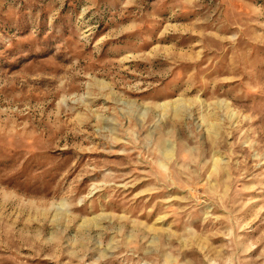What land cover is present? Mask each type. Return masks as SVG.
Instances as JSON below:
<instances>
[{
	"label": "rangeland",
	"instance_id": "374dc122",
	"mask_svg": "<svg viewBox=\"0 0 264 264\" xmlns=\"http://www.w3.org/2000/svg\"><path fill=\"white\" fill-rule=\"evenodd\" d=\"M0 264H264V0H0Z\"/></svg>",
	"mask_w": 264,
	"mask_h": 264
}]
</instances>
